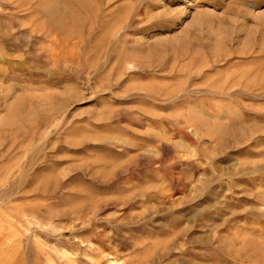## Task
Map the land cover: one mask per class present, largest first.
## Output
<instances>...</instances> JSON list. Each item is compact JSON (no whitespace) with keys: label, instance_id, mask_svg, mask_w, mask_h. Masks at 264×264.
Masks as SVG:
<instances>
[{"label":"rangeland","instance_id":"374dc122","mask_svg":"<svg viewBox=\"0 0 264 264\" xmlns=\"http://www.w3.org/2000/svg\"><path fill=\"white\" fill-rule=\"evenodd\" d=\"M0 264H264V0H0Z\"/></svg>","mask_w":264,"mask_h":264},{"label":"bare ground","instance_id":"6f19581e","mask_svg":"<svg viewBox=\"0 0 264 264\" xmlns=\"http://www.w3.org/2000/svg\"><path fill=\"white\" fill-rule=\"evenodd\" d=\"M54 17H55V22H56V24H58V25H63L64 23H63V18H60L58 15H56L55 13H51ZM66 14V13H65ZM51 15V16H52ZM60 15V14H59ZM54 22V21H53ZM68 24V23H67ZM66 24V25H67ZM54 27H56V26H54Z\"/></svg>","mask_w":264,"mask_h":264}]
</instances>
